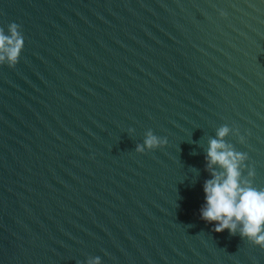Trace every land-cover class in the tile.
Returning <instances> with one entry per match:
<instances>
[{
  "label": "water",
  "instance_id": "obj_1",
  "mask_svg": "<svg viewBox=\"0 0 264 264\" xmlns=\"http://www.w3.org/2000/svg\"><path fill=\"white\" fill-rule=\"evenodd\" d=\"M13 22L0 264H264L199 212L221 126L264 189V0H0ZM149 131L166 144L136 152Z\"/></svg>",
  "mask_w": 264,
  "mask_h": 264
},
{
  "label": "clouds",
  "instance_id": "obj_2",
  "mask_svg": "<svg viewBox=\"0 0 264 264\" xmlns=\"http://www.w3.org/2000/svg\"><path fill=\"white\" fill-rule=\"evenodd\" d=\"M19 27L14 22L10 23L7 35L0 29V64L7 60L10 68L18 62L23 48L24 38L17 31ZM229 131L227 125L221 126L216 131L217 138L208 140L205 160L212 178L203 184L204 204L199 210L200 218L213 223L212 231L217 233L227 229L230 235H235L239 225L241 238H247L264 249V189L253 187L251 180L242 178L248 156L223 140ZM235 131L238 140L243 143L244 137L239 135L238 129ZM166 142V138L157 137L149 131L143 146L136 145V152L142 153L145 146L155 149ZM247 174L249 177L254 175L251 167ZM86 264H101L100 257L90 258Z\"/></svg>",
  "mask_w": 264,
  "mask_h": 264
}]
</instances>
